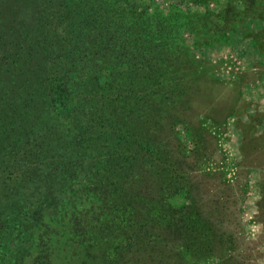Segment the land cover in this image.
<instances>
[{
  "label": "rangeland",
  "instance_id": "1",
  "mask_svg": "<svg viewBox=\"0 0 264 264\" xmlns=\"http://www.w3.org/2000/svg\"><path fill=\"white\" fill-rule=\"evenodd\" d=\"M61 1L0 0V29L27 23L13 42L0 37V62L18 65L19 42L49 44L43 134L57 140L67 125L50 101L64 75L78 121L97 127L84 155L47 148L53 172L34 162L39 139L10 141L15 175L2 183L0 166V197L26 208L16 204L0 264H264V0ZM90 1L112 6L142 45L154 29L160 60L117 70L118 42L88 36L103 18Z\"/></svg>",
  "mask_w": 264,
  "mask_h": 264
},
{
  "label": "trees",
  "instance_id": "2",
  "mask_svg": "<svg viewBox=\"0 0 264 264\" xmlns=\"http://www.w3.org/2000/svg\"><path fill=\"white\" fill-rule=\"evenodd\" d=\"M61 2H63L62 4H64L65 7H70V3L72 1L62 0ZM92 3L93 4H89L88 9L92 8L95 12L97 7L94 9L91 6L94 5V2ZM79 4L77 5L79 6ZM72 8L73 9L69 10L71 11L69 15H71L72 12H79V9H76V5H73ZM111 9L112 6L109 8H101V12L96 11L98 14H102L103 18L100 17L96 22L92 23V28H95V33H90L88 36L95 42L99 41L101 46L104 45L105 48L109 45L110 38H113L118 42H115V44L111 42V45H109L111 48L114 45L121 48V51L118 52H115V50L112 49L109 51L110 54H112L111 58H115L116 54L120 57V64H116L117 70L123 68L126 69L128 63L132 65V67H130L127 71L130 73V71L140 68V63H143V61L147 59L156 58L157 60H160L159 55L156 53L159 45L154 41L156 40V31L153 29V32L150 33V40H152L154 44L147 46L142 45L138 38L141 34L134 31L133 24L127 22L122 15L113 12V9ZM90 12H92V10ZM85 13L87 14V12ZM22 18L23 20H21V26H17L16 28V26H14L16 23H12V21L9 20L8 27L5 30L0 29V37L4 39L3 41L6 43L13 42L19 35H22L21 33L24 26L27 24L26 18ZM90 31L91 29L89 32ZM42 33L43 30H37L38 36H41ZM145 36L146 35H144V37ZM99 42L98 45H100ZM48 46L49 44L38 46L34 41H31L29 45L25 46L23 43L19 42V46L16 48V58L14 57L16 59V61L14 60L15 63L18 62V65L12 68L8 66V70H5L0 62V72L6 71L4 72L5 74L3 73L0 75V166H4L2 170H4V172L7 171L6 174L8 175L6 181L2 183H6L7 179L12 178V174L15 175L13 173L15 169H13L12 162L9 160V158L11 159L10 155L14 153L13 147H8L10 141L14 143L19 142L21 141V137L24 136L25 140L30 139L34 141L39 139L36 146L38 147V150H42V153L44 154L39 152V158L34 159V162L40 166L41 170H46V172L49 170L50 172H53L57 166L51 165L52 163L49 162V158L58 156L61 157L70 149V147H73V150L77 148V153L83 154L84 151H86V148L81 147V144L84 140L88 141L92 138V133L89 129L92 128L93 132L96 130L97 122L93 121L92 118H90V121L86 123L78 121V117H76V114L74 113V109H76V102L73 101L74 95L72 96L67 93L71 80L68 76L64 75V84L62 85V88L60 87L58 89L54 87V90L52 91L53 95H50V101L52 100L55 102L54 107L58 109V114L62 117H66L67 125L66 127H61L62 129L64 128V132H62L61 135L59 132V138L57 140L55 138H51L49 133L43 134L45 132H43L44 127H41V121L44 113L43 110H45L48 106L43 103V100L45 99L43 98L44 94L40 88L47 80H43L41 78V74H43V71L46 68L42 62L44 61V58L46 59L49 52L47 49ZM97 51H94V53ZM122 55L124 58L127 55L126 57L130 58L128 59L129 61L121 59ZM128 55H130V57H128ZM73 62L74 58L69 57L68 63L70 64V69H72L75 65ZM127 72L126 76L128 75ZM122 76H124V74ZM59 124L61 123L59 122ZM104 130L103 134L109 132H106V129ZM66 138H69V140H65ZM66 142L70 143L67 150L60 149L58 151L59 153H55V151H53L50 153L47 160H43L44 155L48 152L47 148L50 147V149H52V145L55 144L58 148H62V145L58 143ZM34 153L36 154V152ZM53 174L54 173H51V175ZM1 195H4L5 197L6 193H2ZM16 204H20L21 209L26 208V204L23 199L9 200L0 197V243L9 239V236L13 231V226L18 224V220L16 219V216L18 217V215L14 211L16 210Z\"/></svg>",
  "mask_w": 264,
  "mask_h": 264
}]
</instances>
